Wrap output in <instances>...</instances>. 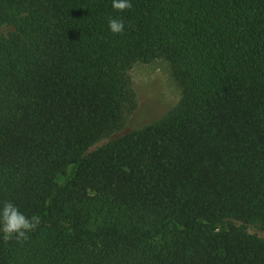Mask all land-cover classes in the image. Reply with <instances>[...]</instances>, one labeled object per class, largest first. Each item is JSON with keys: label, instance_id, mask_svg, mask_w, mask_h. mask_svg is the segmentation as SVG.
<instances>
[{"label": "trees", "instance_id": "1", "mask_svg": "<svg viewBox=\"0 0 264 264\" xmlns=\"http://www.w3.org/2000/svg\"><path fill=\"white\" fill-rule=\"evenodd\" d=\"M154 60L181 97L118 135ZM5 201L0 264H264V0H0Z\"/></svg>", "mask_w": 264, "mask_h": 264}, {"label": "rangeland", "instance_id": "2", "mask_svg": "<svg viewBox=\"0 0 264 264\" xmlns=\"http://www.w3.org/2000/svg\"><path fill=\"white\" fill-rule=\"evenodd\" d=\"M129 76L136 107L118 135L159 119L181 97L180 88L171 77L168 64L163 60L136 62L129 69ZM248 232L264 237L263 231L250 228Z\"/></svg>", "mask_w": 264, "mask_h": 264}, {"label": "clouds", "instance_id": "3", "mask_svg": "<svg viewBox=\"0 0 264 264\" xmlns=\"http://www.w3.org/2000/svg\"><path fill=\"white\" fill-rule=\"evenodd\" d=\"M111 7L117 12H124L132 7V0H111ZM107 26L110 32L119 34L124 30V21L109 17ZM39 223L38 216H26L11 201L0 202V235L5 241L13 238L27 240L28 234L35 231Z\"/></svg>", "mask_w": 264, "mask_h": 264}]
</instances>
